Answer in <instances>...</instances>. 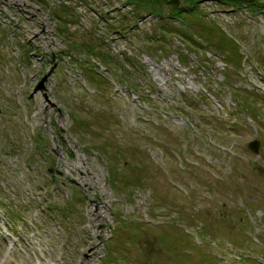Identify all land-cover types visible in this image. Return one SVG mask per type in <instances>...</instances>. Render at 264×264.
<instances>
[{
  "label": "rangeland",
  "instance_id": "rangeland-1",
  "mask_svg": "<svg viewBox=\"0 0 264 264\" xmlns=\"http://www.w3.org/2000/svg\"><path fill=\"white\" fill-rule=\"evenodd\" d=\"M197 1L0 0V264H264V0Z\"/></svg>",
  "mask_w": 264,
  "mask_h": 264
},
{
  "label": "trees",
  "instance_id": "trees-1",
  "mask_svg": "<svg viewBox=\"0 0 264 264\" xmlns=\"http://www.w3.org/2000/svg\"><path fill=\"white\" fill-rule=\"evenodd\" d=\"M192 1H195V0H192ZM169 2H170V0H169ZM227 2H229V3H232V4H234V3H236V4H240L239 2H240V0H227ZM195 3V2H194ZM264 3V2H263ZM260 5H262V6H264V4H260ZM175 7V9H176V5L174 6ZM252 8H255L256 9V6H254V5H252L251 6ZM153 9V8H152ZM174 9V12H175V14H177V15H180V14H182L184 11H187V10H183V9H176L175 10ZM188 36V35H187ZM233 40H231V42H232ZM235 44V43H234ZM226 48L225 49H228V46H229V49H231V50H229L230 52H231V54H232V57H231V62H236V60H237V56L239 55L240 56V59H238L239 60V62H242V54H240V51H238V47H237V51L235 50V49H233L230 45H224ZM235 46V45H234ZM232 64V63H231ZM209 228H205L206 230L203 232V234L204 235H206V236H216L215 234H214V232L212 231V229H211V225L210 226H208ZM213 232V233H212ZM202 234V235H203ZM193 264H196V262L195 261H193Z\"/></svg>",
  "mask_w": 264,
  "mask_h": 264
},
{
  "label": "water",
  "instance_id": "water-1",
  "mask_svg": "<svg viewBox=\"0 0 264 264\" xmlns=\"http://www.w3.org/2000/svg\"><path fill=\"white\" fill-rule=\"evenodd\" d=\"M171 2L178 5L180 3V0H171ZM259 146H260V142L258 140H254L250 143V148L255 153L259 152ZM254 166H256V164H254Z\"/></svg>",
  "mask_w": 264,
  "mask_h": 264
},
{
  "label": "bare ground",
  "instance_id": "bare-ground-1",
  "mask_svg": "<svg viewBox=\"0 0 264 264\" xmlns=\"http://www.w3.org/2000/svg\"><path fill=\"white\" fill-rule=\"evenodd\" d=\"M79 164V162H77L76 164H75V166H73L72 167V170H74V169H78V170H82V167H80V165H78ZM83 172V171H82ZM93 190H96V191H98L99 190V188H98V186H96V187H94L93 188ZM103 197V198H102ZM102 197H100L101 198V201H102V203L101 204H103V206L101 207V209H104L105 208V203H106V201H105V195H102ZM98 213H100V212H98ZM105 217V216H104ZM103 219H105V218H103ZM31 244H33V242H31ZM43 260V259H42Z\"/></svg>",
  "mask_w": 264,
  "mask_h": 264
}]
</instances>
